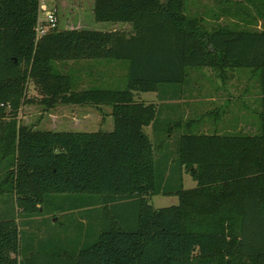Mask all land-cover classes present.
I'll return each mask as SVG.
<instances>
[{
	"label": "trees",
	"instance_id": "obj_1",
	"mask_svg": "<svg viewBox=\"0 0 264 264\" xmlns=\"http://www.w3.org/2000/svg\"><path fill=\"white\" fill-rule=\"evenodd\" d=\"M40 4L0 0V193L15 196L26 222L55 194L104 212L75 229L77 246L49 235L24 242L15 215L0 219V264H264V0H219L238 19L220 24L189 14L187 0H95L97 21L131 30L57 27L37 39ZM69 60L125 61L127 85L78 89L58 68ZM204 68L224 83L240 69L258 76L257 132H195L182 115L164 118L166 104L139 98L181 100L191 70ZM31 84L48 108L111 106L113 129L23 124L21 109L39 99ZM155 194L179 203L154 207Z\"/></svg>",
	"mask_w": 264,
	"mask_h": 264
},
{
	"label": "rangeland",
	"instance_id": "obj_2",
	"mask_svg": "<svg viewBox=\"0 0 264 264\" xmlns=\"http://www.w3.org/2000/svg\"><path fill=\"white\" fill-rule=\"evenodd\" d=\"M187 1L188 13L198 14L199 12H202V15L209 19L208 21L210 22V24H218V20H211V16L216 10H218L220 17L224 14L219 10V0ZM50 3L54 4L58 9L59 29L93 28L100 30H131L130 23L97 21L94 13L95 0H53L50 1ZM224 6L226 5L224 4ZM253 11L254 10H252V12ZM229 20L230 19L226 17V19H222L220 22L225 23L229 22ZM261 23V21L258 22L259 27L263 26L260 25ZM79 62L80 60H69L58 64V68L60 69V71L72 75L74 84L78 89L84 88L80 80ZM120 69L122 71L124 70L122 65L120 66ZM205 70L206 71L204 75L201 77L198 73L200 71L197 72L195 70H191V77L189 81L190 86H188L189 88L192 84L198 81L205 84L222 83V81L216 76L213 71H211L209 68ZM226 84L231 85L229 94L231 97L232 111L239 108L244 110V108H246V117L242 116L239 121L236 119L235 113H233L231 114V116L226 118V121L224 123L219 124L218 127H220V130L222 129L223 132L227 133L257 132L258 128L260 127V119L258 115V112L260 110V84L258 76L254 75L248 69H240L234 72L233 77L228 80ZM92 85L95 87L103 88H125L127 85V76H123L121 80H119L118 84L113 85L102 82ZM190 93L187 97V102L189 103L191 102ZM153 95L154 93L142 92L139 98L147 100L149 102H153L149 100V97H153ZM29 96L32 98L36 96H38L39 98V96H41L36 90L34 84H31L30 86ZM156 99H158V96ZM39 100L40 98L36 99V101H34L33 103H27L23 106L19 115L23 124L32 126L36 129H52L56 131H110L114 127L112 114L109 116V118L107 117V119L109 120H107L106 122H93L92 120H90L89 123H84L81 120L74 119L75 117L79 118L81 111L85 109L83 107H80V105L78 106L58 103L54 107L48 108ZM104 106L105 109L111 108V106L109 105ZM190 108L191 105L189 104L185 107V110L189 111ZM88 109L91 110L90 108ZM211 119L215 120L214 118ZM190 120V117H186L184 118V123ZM206 126L208 128H211V130H209L208 132L217 131L216 128H212V126H210L209 124H207ZM145 129L151 136L153 135L151 126L146 127ZM185 129L186 128L184 127L177 130L176 138L183 134L186 131ZM192 130L195 132H203L199 131L198 125L193 126ZM184 185L186 188H192L197 185V181L194 180L191 175L185 173ZM53 196L54 197L52 198L51 202H49L45 206L44 213L38 215L40 218L34 219L33 221L31 227L35 229V237L39 239L42 237L45 238L49 235L52 236V238L55 237V241L66 240L65 244L77 246L82 242H80V236L78 235V233H75V229L77 230L80 227L86 228L91 226V216H101L104 212V205L96 203L94 204V206L85 207V204H82L85 199H83L80 194H71V196L75 197H68V195L61 194H55ZM149 201L154 207L159 208L178 204L179 198L176 195L155 194L150 196ZM20 223L23 231L27 233L28 229L25 228V224L27 223L26 219L21 217ZM25 241L26 235H24V242ZM70 245H68L67 247L71 248Z\"/></svg>",
	"mask_w": 264,
	"mask_h": 264
},
{
	"label": "crops",
	"instance_id": "obj_3",
	"mask_svg": "<svg viewBox=\"0 0 264 264\" xmlns=\"http://www.w3.org/2000/svg\"><path fill=\"white\" fill-rule=\"evenodd\" d=\"M225 10V9H224ZM218 12V10H216ZM215 13V12H214ZM214 13L212 14L213 21L218 20L219 23L222 19L229 18L230 20H238L236 18H232L231 16L224 13L221 17H214ZM202 15V12L198 13ZM206 18V17H205ZM209 20V19H208ZM229 20V21H230ZM263 24V20L260 19ZM221 23V22H220ZM226 23V22H225ZM259 26V25H258ZM80 80L83 87H91L92 84L97 83H108V84H118L119 80L123 76H127L128 72V63L125 61H117V60H80ZM123 66V71L120 69V66ZM205 69H199L195 71L200 74V77L204 75ZM204 71V72H203ZM212 71V70H211ZM199 77V78H200ZM94 82V83H93ZM92 83V84H91ZM93 86V85H92ZM186 86L185 95L181 100H173V101H160L157 98L156 92H145V93H154L153 97H149L151 101L158 104H166L163 106L162 116L164 118H174L176 116L182 115L184 118L190 117L193 121V126L198 125L199 131L208 132L211 128H208L206 125L209 124L212 128H216L217 131L220 130L219 124L224 123L226 118L231 116V114L235 113L236 119L240 121L243 117H246V108L242 110L241 108L232 111V103L229 91L231 89L230 84H226V82L216 83V84H205L200 81L195 82L191 85ZM191 92V93H190ZM144 93V92H143ZM191 96V102H187V97ZM141 96V93L139 97ZM191 105L189 111L185 110V107ZM74 105V104H68ZM79 106V105H78ZM83 107L81 114L78 117H75L76 120H81L84 123H89L90 120L93 122H106L107 117L112 114V107L106 108L105 106H92V105H80ZM90 108L91 110H89ZM175 108V109H174ZM93 109V110H92ZM184 109V111H183ZM187 111V112H186ZM190 115V116H188ZM214 118L215 120H212ZM114 121V118H113ZM152 129V128H151ZM2 179V174L0 173V181ZM94 213V212H93ZM97 214V213H96ZM15 215L16 220L21 226V217L19 216V208L15 202V196L10 193H0V219H10ZM96 217V216H95ZM39 216L33 217L28 220L25 224V228L28 229L26 234L27 239L34 237L35 229L32 228V224L34 219H39Z\"/></svg>",
	"mask_w": 264,
	"mask_h": 264
},
{
	"label": "built area",
	"instance_id": "obj_4",
	"mask_svg": "<svg viewBox=\"0 0 264 264\" xmlns=\"http://www.w3.org/2000/svg\"><path fill=\"white\" fill-rule=\"evenodd\" d=\"M50 1L53 0H41L40 14L36 26L37 39L58 27V9Z\"/></svg>",
	"mask_w": 264,
	"mask_h": 264
}]
</instances>
